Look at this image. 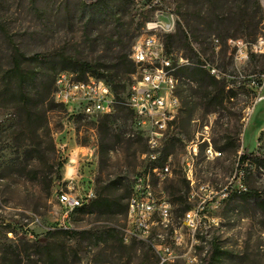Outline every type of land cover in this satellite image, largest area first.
<instances>
[{
	"label": "rangeland",
	"instance_id": "374dc122",
	"mask_svg": "<svg viewBox=\"0 0 264 264\" xmlns=\"http://www.w3.org/2000/svg\"><path fill=\"white\" fill-rule=\"evenodd\" d=\"M83 1L0 0V65L8 66L15 48L25 55H64L79 62L112 66L120 54L119 47L131 51L144 24L154 18L147 0H105L94 6ZM257 1L260 8L255 0H164L162 4L174 17L173 32L162 34L166 44V36H177L170 54L189 64L199 60L203 66L214 67L227 89L236 94L215 113L207 112L201 85L194 81L191 85L190 79L179 74L184 81L178 85L176 95L182 84L190 87L180 93L182 103L178 98L179 111L165 134L159 155L163 160L165 148L174 143L169 154L172 177L160 182L156 191L163 192L170 202L175 227L181 223V210L194 204L186 199L189 187L182 177L186 165L194 175L193 189L208 187L219 200L212 211V225L198 229V236L207 234L196 248L198 264H264V217L254 199L239 197V191L251 190L264 198V166L253 161L264 159V51H250L258 40H263L264 46V3ZM180 32L196 57L185 47ZM213 36L220 40L217 51L210 45ZM229 39L245 46V60H235L236 49ZM120 69L125 74L127 66ZM190 94L195 108L188 118L183 102ZM9 112L0 106V249L18 241L44 244L49 241L48 233L59 229L88 231L92 239L99 232L114 229L116 244L96 245L95 240H84L75 264H154L155 257L148 247L119 243L125 225L123 214L104 217L73 210L62 219L55 187L58 174V186L72 194L83 195L89 190L95 193L98 187L117 178L130 184L147 165L143 159L145 141L130 136L131 120L119 114L116 125L122 126L126 135L106 157L100 158L96 132L99 117L76 123L63 110L49 112L53 151L46 140L43 145L49 159L29 161L24 169L23 165L8 166L16 159V146L20 144L8 129ZM241 157L246 159L241 161ZM66 168L73 169L68 189ZM69 238L71 246L79 240Z\"/></svg>",
	"mask_w": 264,
	"mask_h": 264
},
{
	"label": "trees",
	"instance_id": "16d2710c",
	"mask_svg": "<svg viewBox=\"0 0 264 264\" xmlns=\"http://www.w3.org/2000/svg\"><path fill=\"white\" fill-rule=\"evenodd\" d=\"M99 1L104 2L105 0L94 2L84 0L83 3L94 6ZM255 2L259 7L258 1L255 0ZM262 21L264 22V15H262ZM180 33L183 35L185 47L193 57H196L197 55L187 43L184 33ZM176 37L175 35L166 36L168 44L164 43V49L167 55L170 54V47ZM213 38L220 41L217 36H213ZM229 41L233 40L229 39ZM210 45L213 47L211 41ZM124 50L119 47L117 53L120 54L117 55L115 65L108 66L105 63L79 62L64 55L57 57L39 53L25 55L14 48L9 57L8 66L3 68L0 65V106L10 111L11 122L8 129L11 133L16 134V139L20 141V144L16 146V159L11 161L8 166L23 165L25 169L29 161H46L49 159L43 145L47 140L51 152L53 151L47 114L59 109L65 112L63 106L55 103L52 99L55 90V78L62 72H72L77 80H84L87 76H91L102 80L110 87L117 104L112 114L100 116L97 120L98 156L100 158L106 157L115 146L119 145L126 132L122 129V126L118 127L116 122L120 119L119 114H122V118L125 120L129 118L132 121V112L123 105V102L132 83L131 77L135 73V66L129 59L130 51ZM124 66H127V70L125 74H122L120 68ZM179 68L176 75H182L186 79H190L192 81L191 85L193 81L201 85L203 105H205L207 112L215 113L218 108L222 107L225 100L233 99L236 96L232 89H227L228 86L224 79L217 80L210 76L199 60ZM189 85L182 84L179 87L177 95L180 103H182L180 93L190 87ZM192 99L193 96L190 94L186 96L183 102L187 108L186 115L188 118H190L195 108ZM82 120L84 119L81 116L75 118L76 123ZM114 125H116L115 128H113ZM137 139L141 140L139 137ZM173 147L174 143L170 142L164 150V159L169 156ZM240 159L244 161L246 158L241 157ZM253 161H257V164L264 166L263 158L261 160L253 159ZM55 179V187H60L58 186L59 174ZM119 190H122V193L118 194ZM130 193L131 183L124 184L122 178H117L107 182L102 187H98L94 193V198L88 204L75 209L74 212L104 217L123 214L126 218L127 201ZM239 197L245 201L254 199L258 210L264 217L263 197L261 198L251 190L240 192ZM187 209L181 210V214ZM69 236L79 238L77 244L71 246ZM48 238L49 241L44 244L18 241L12 243V245H3L0 249V264H75L78 261V248L84 240H95L96 245L100 243L113 245L116 244V239H118L114 229L99 232L93 239L88 231L76 232L59 229L49 232ZM119 243H123L120 235ZM136 244L146 246L143 243ZM147 249L152 252L149 247Z\"/></svg>",
	"mask_w": 264,
	"mask_h": 264
},
{
	"label": "built area",
	"instance_id": "2783aa9c",
	"mask_svg": "<svg viewBox=\"0 0 264 264\" xmlns=\"http://www.w3.org/2000/svg\"><path fill=\"white\" fill-rule=\"evenodd\" d=\"M164 0H147L148 8L153 9L154 18L144 24L142 32H147V39H136L131 47L129 59L135 66L132 75V83L124 103H131L133 137L139 135L146 140L147 152L143 159L146 167L138 172L131 180V193L127 201V213L125 225L121 229V239L124 244L131 242L143 243L148 246L155 257L154 264H178V258L191 260L194 252L184 251V256L175 257L174 249L182 248V244H200V239L206 236H198V229H207L212 225L214 205L218 203L215 192L208 187L193 189L191 167L186 165L182 170V177L189 191L186 195L188 202L194 204L183 212L182 232L174 233V218L170 202L163 192H157L160 186L162 174L172 177L170 156L160 160L162 143L166 132L172 126L179 108L171 101L170 84L178 67L188 66L186 59L174 58L167 55L164 49L162 34L172 33L174 30L173 15L163 9ZM158 18H165L159 21ZM213 49H219V41L211 40ZM236 49L235 60L246 59V48L240 41H229ZM253 53L264 51L263 40H258L250 46ZM203 68L215 79H220L219 72L211 66ZM55 90L52 99L63 106L66 116L75 119L81 116L84 120H95L100 116L110 115L116 107V100L102 80L87 76L84 80H77L71 73H60L54 82ZM73 169L66 175V187L72 184ZM147 176L157 178L155 194L145 193V179ZM209 190L207 194L206 191ZM244 191V190H243ZM58 203L63 209L62 219H67L71 210H75L76 204H85L94 198V193L72 194L58 187ZM204 192L203 194H201ZM240 193V191H239ZM168 227V237L174 239V249L155 248V237L150 236V229ZM185 232H192V239H185ZM201 237V238H200Z\"/></svg>",
	"mask_w": 264,
	"mask_h": 264
},
{
	"label": "bare ground",
	"instance_id": "6f19581e",
	"mask_svg": "<svg viewBox=\"0 0 264 264\" xmlns=\"http://www.w3.org/2000/svg\"><path fill=\"white\" fill-rule=\"evenodd\" d=\"M262 1L264 3V0H262ZM140 39H147V32H142L140 35ZM64 73H68V72H64ZM182 81H184L183 78L176 75V73H175V75H173V78H172L171 84H170L171 101L178 108L180 107V103H179L178 97L176 95V91H177L178 85ZM124 106L131 111V103H124ZM144 141L146 143V140H144ZM70 173H71V168H66V174L69 175ZM168 176H169V174H162V176L160 178V182L164 181ZM156 185H157V178L154 176H147V178L145 179V193L146 194H155L154 187ZM193 185H194V181H193ZM88 203H89V201L86 202L85 204H76L75 209L82 207L83 205H86ZM214 207H217V206H214ZM72 211L73 210H71L70 212H72ZM212 221H213V219H212ZM180 222L181 223H179V227L174 226V233H181L182 232V220ZM150 236L155 237V248H165V244H166L167 249H174V239H166V237H168V227H159L157 229H150ZM185 239H192V232H185ZM197 246H198V244L195 246V251H194V244H182V248L174 249V256L175 257L184 256V251L194 252V256L191 260H189V263H188V258H178V264H198L199 258H198V254L196 251L198 249Z\"/></svg>",
	"mask_w": 264,
	"mask_h": 264
},
{
	"label": "water",
	"instance_id": "95a60500",
	"mask_svg": "<svg viewBox=\"0 0 264 264\" xmlns=\"http://www.w3.org/2000/svg\"><path fill=\"white\" fill-rule=\"evenodd\" d=\"M56 190H58V187L56 188Z\"/></svg>",
	"mask_w": 264,
	"mask_h": 264
}]
</instances>
